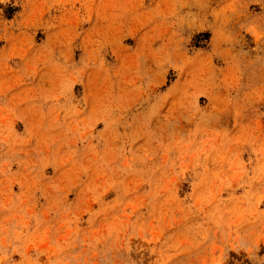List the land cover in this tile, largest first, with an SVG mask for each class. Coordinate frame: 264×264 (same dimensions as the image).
I'll return each mask as SVG.
<instances>
[{
  "label": "rangeland",
  "instance_id": "obj_1",
  "mask_svg": "<svg viewBox=\"0 0 264 264\" xmlns=\"http://www.w3.org/2000/svg\"><path fill=\"white\" fill-rule=\"evenodd\" d=\"M0 264H264V0H0Z\"/></svg>",
  "mask_w": 264,
  "mask_h": 264
}]
</instances>
